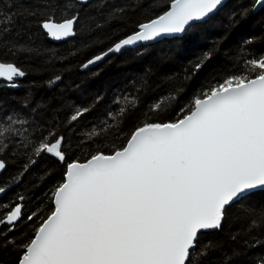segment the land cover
Segmentation results:
<instances>
[{
    "label": "snow or ice",
    "instance_id": "1",
    "mask_svg": "<svg viewBox=\"0 0 264 264\" xmlns=\"http://www.w3.org/2000/svg\"><path fill=\"white\" fill-rule=\"evenodd\" d=\"M87 2L73 0L74 4ZM160 2L170 7L139 24L137 32L109 51L183 33L222 4V0ZM257 6L264 7V0H254L253 7ZM27 14L37 15L35 11ZM18 15L24 13L0 14L4 40L12 35ZM78 22V13L58 20L54 10H49L38 24L49 38L60 41L76 34ZM101 59L96 56L88 64ZM210 59L211 53H205L188 78L195 77ZM24 76L12 63L0 62V78L11 87L16 86L14 77ZM178 101L179 90L168 103ZM161 110L160 102L151 109ZM88 111L77 110L69 123ZM124 112L122 107L120 113ZM178 117L145 122L130 133L125 144L109 153L97 151L86 162L67 161L63 136L42 137L32 154L37 159L44 155L57 159L66 164V171L52 191L54 209L34 228L27 243L17 245L22 249L17 264H202L206 251L196 252L198 246L203 247L200 234L221 229L233 205L251 201L257 190L264 192V54L248 59L241 74L228 75L196 95ZM18 124L23 126L24 121L12 118L5 124L0 120V152L7 147L6 138L28 139ZM6 167L0 159V172ZM6 191L0 185V194ZM5 207L6 212L2 211ZM24 218L21 203L6 206L0 202V226L7 225L8 232ZM36 219V213L26 217L32 222ZM250 228L264 231V220L254 221Z\"/></svg>",
    "mask_w": 264,
    "mask_h": 264
},
{
    "label": "trees",
    "instance_id": "2",
    "mask_svg": "<svg viewBox=\"0 0 264 264\" xmlns=\"http://www.w3.org/2000/svg\"><path fill=\"white\" fill-rule=\"evenodd\" d=\"M169 5L160 0H95L84 5L72 0H0V14L24 13L14 17L7 40L0 35V62L25 72L15 82L16 90L0 83V120L5 124L12 118L24 121L16 127L28 136L27 140L24 136L6 138L7 147L0 152L7 165L0 185L13 186L0 202L6 206L21 203L25 217L11 232L7 225L0 226V232L7 234L0 236V264H17L22 251L17 245L27 243L34 228L53 210L52 191L64 178L65 163L32 154L42 137L63 136L67 161L86 162L97 151L109 153L125 144L130 133L145 122L179 118L180 109L187 108L196 95L228 75L241 74L248 59L264 54V7L253 14L254 0H230L207 21L190 26L181 38L128 49L87 71L80 70ZM49 10H54L58 20L78 13L73 39L61 43L47 39L38 21ZM32 11L37 15L27 14ZM209 52L211 59L189 79L193 65ZM177 90L179 101L168 103ZM157 102L162 110L151 111ZM84 108L89 111L69 123L70 116ZM262 210L264 192L258 191L251 201L232 206L221 229L201 233L199 245L203 247L198 246L196 252L206 251L202 264H260L264 231L250 226L264 220ZM30 213L39 219L27 221Z\"/></svg>",
    "mask_w": 264,
    "mask_h": 264
},
{
    "label": "water",
    "instance_id": "3",
    "mask_svg": "<svg viewBox=\"0 0 264 264\" xmlns=\"http://www.w3.org/2000/svg\"><path fill=\"white\" fill-rule=\"evenodd\" d=\"M24 2H30V1H42V0H23ZM55 1H59V2H61V1H64V0H55ZM73 1V0H72ZM92 1H95V0H88V2L87 3H85V4H88V3H90V2H92ZM228 1H230V0H222V4L218 7V9L216 10V11H214V13H212V14H210V16L208 17V18H206V19H204V20H201V21H196V22H193L192 23V25H194V24H198V23H203V22H205V21H207L210 17H212L213 15H215ZM79 4V3H78ZM81 5H84V4H81ZM169 7H170V5H169ZM262 7L261 6H257V7H253V10H252V13L253 14H255V13H257L260 9H261ZM191 25V26H192ZM189 28V27H188ZM187 28V29H188ZM139 29L137 28V30H136V32L138 31ZM43 31V30H42ZM44 33V32H43ZM184 33L185 32H183V33H176V34H164V35H162V36H160V37H158V38H156V39H154V40H152V41H147V42H138V43H136V44H134V45H129V46H125L124 48H122L119 52H110L109 51V49L107 50V51H105L104 53H102V54H100V55H98V56H102V59L101 60H99V61H96L95 63H92V64H88V61L86 62V63H84L82 66H81V68H80V70L81 71H87L88 69H90V68H93V67H96V66H98V65H100L102 62H104L108 57H110V56H112V55H118V54H120V53H122L123 51H125V50H128V49H134V48H136V47H138V46H146V45H151V44H154V43H156V42H158V41H160V40H162V39H171V38H181L183 35H184ZM45 35H46V37H47V39L50 41V42H52V43H61V42H65V41H69V40H71V39H73L74 37H75V35L74 36H72V37H68V38H65V39H63V40H60V41H55V40H53V39H51V38H49L48 36H47V34L46 33H44ZM127 38V37H126ZM112 47H114V46H112ZM111 47V48H112ZM105 53H107V55H104ZM94 58L95 57H93V58H91L90 60H94ZM89 60V61H90ZM85 65H87L86 67H85ZM25 77V76H24ZM24 77H14V82H18V81H20V80H22ZM0 83H3V84H5V86H6V88H8V89H11V90H16V89H18V86L16 85L15 87H11L10 86V82H8V81H6V80H4L3 78H0ZM4 171H2V172H0V175L3 173ZM13 186H10V187H7L6 189H7V191L4 193V194H6L11 188H12ZM259 190H257V192H258ZM4 194H0V198L4 195ZM53 204V203H52ZM53 209H54V205H53ZM219 230V229H218ZM218 230H208V231H204V232H202V233H207V232H214V231H218Z\"/></svg>",
    "mask_w": 264,
    "mask_h": 264
}]
</instances>
